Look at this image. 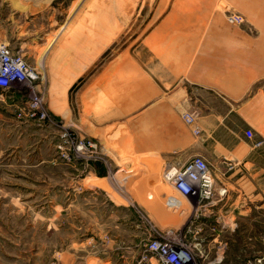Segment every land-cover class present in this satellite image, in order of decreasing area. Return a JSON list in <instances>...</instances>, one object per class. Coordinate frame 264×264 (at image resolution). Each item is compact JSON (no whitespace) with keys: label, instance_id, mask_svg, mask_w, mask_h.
<instances>
[{"label":"rangeland","instance_id":"374dc122","mask_svg":"<svg viewBox=\"0 0 264 264\" xmlns=\"http://www.w3.org/2000/svg\"><path fill=\"white\" fill-rule=\"evenodd\" d=\"M206 1L0 0V42L36 77L33 91L0 90V264H158L141 260L149 239L189 245L164 169L152 176L133 151L132 94L117 101L108 89L107 107L89 100L107 72L172 66L174 42L188 46L202 29ZM212 8L241 13L228 0ZM160 30L169 37L150 53ZM252 234L253 264H264V226Z\"/></svg>","mask_w":264,"mask_h":264},{"label":"crops","instance_id":"0c3cea01","mask_svg":"<svg viewBox=\"0 0 264 264\" xmlns=\"http://www.w3.org/2000/svg\"><path fill=\"white\" fill-rule=\"evenodd\" d=\"M228 1L248 23L229 24L212 8L214 0H207L195 40L188 46L174 42L178 56L172 66L166 64L161 75L151 69L107 72L93 84L101 81L100 93L89 100L107 107L110 89L117 91V101L132 94L133 151L148 160L144 165L152 176L196 156L207 162L214 179L210 201L171 190L200 264H253L252 225L264 226L253 220V209H264V174L242 172L264 165V144L253 147L255 140H264V0ZM167 34L156 32L150 53L157 52L156 38ZM168 42H162L165 48ZM115 108L108 107V114L121 115L118 111L128 106ZM246 130L254 133L253 140L245 137Z\"/></svg>","mask_w":264,"mask_h":264},{"label":"built area","instance_id":"2783aa9c","mask_svg":"<svg viewBox=\"0 0 264 264\" xmlns=\"http://www.w3.org/2000/svg\"><path fill=\"white\" fill-rule=\"evenodd\" d=\"M224 16L226 21L232 25L245 22V17L232 9L224 8ZM35 80L36 77L25 60L17 53L14 54L5 43L0 42V90L15 93L16 90L26 87L33 91ZM194 133L197 134L198 130H194ZM245 137L253 140L254 133L246 130ZM263 144L264 140L258 139L253 142V147L259 148ZM162 178L170 189L182 198L192 197L204 202L210 201L213 196L212 172L207 162L201 157H193L181 166L167 165ZM175 199L179 203V200ZM143 253L142 261L154 260L158 264H200L196 261L190 244L185 246L178 240L170 238L153 237L149 239L144 246Z\"/></svg>","mask_w":264,"mask_h":264}]
</instances>
